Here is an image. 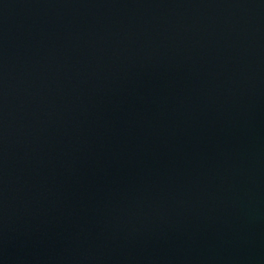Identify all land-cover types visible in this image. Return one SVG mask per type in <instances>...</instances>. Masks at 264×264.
<instances>
[{
  "label": "water",
  "instance_id": "1",
  "mask_svg": "<svg viewBox=\"0 0 264 264\" xmlns=\"http://www.w3.org/2000/svg\"><path fill=\"white\" fill-rule=\"evenodd\" d=\"M0 264H264V0H0Z\"/></svg>",
  "mask_w": 264,
  "mask_h": 264
}]
</instances>
